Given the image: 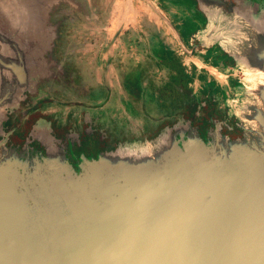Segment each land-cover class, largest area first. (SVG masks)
Returning <instances> with one entry per match:
<instances>
[{
	"label": "water",
	"instance_id": "95a60500",
	"mask_svg": "<svg viewBox=\"0 0 264 264\" xmlns=\"http://www.w3.org/2000/svg\"><path fill=\"white\" fill-rule=\"evenodd\" d=\"M26 2L10 0L15 18H27ZM39 2L42 24L0 30V264H264V7L196 0L208 22L193 49L218 45L255 76L251 87L238 83L232 108L242 139L216 130L205 143L188 121L76 172L47 125L34 132L46 154L1 140L55 38L45 27L55 0Z\"/></svg>",
	"mask_w": 264,
	"mask_h": 264
},
{
	"label": "flooded vegetation",
	"instance_id": "af4514ba",
	"mask_svg": "<svg viewBox=\"0 0 264 264\" xmlns=\"http://www.w3.org/2000/svg\"><path fill=\"white\" fill-rule=\"evenodd\" d=\"M39 1L27 0L25 7L27 18L21 16L15 18L17 13L11 8L10 0H0V30L8 35L12 33V30L17 29H19V32L25 33L28 29L24 26L25 24H42L44 22L42 21L44 10H42ZM158 4L172 22L169 11L166 10L164 4L162 2H158ZM191 5L193 6L190 10L194 24L189 29H200L204 26L205 19L194 11L193 1ZM78 9L79 5L74 0L71 2L70 0H55L53 3L49 19L45 21V27H50L51 32L55 34L52 49L44 55L46 69L39 71L34 76V83L26 91L25 97L20 100L18 105L7 111V119L4 122V132L1 137V140L9 148L23 150L25 147H29L36 152L46 154L42 143L34 139V132L36 126L49 123L53 135L64 141L68 159L77 172L81 170L85 158L89 160L98 159L100 155L115 150L128 139H140L149 137V135L152 137L158 128L156 123L154 125L146 123L142 130L137 133L126 130L125 101L115 100L111 96L99 97L96 90L92 88L94 86L86 85L83 75L76 71L71 64V60L67 63L62 60V54L65 51L66 25L69 21H73ZM39 14L40 18L38 17ZM16 20L20 21V27L15 26ZM174 26L179 30L178 25ZM190 34V32L187 34L185 32L180 33L186 45L190 39ZM23 39L31 41V50L36 48V44L33 42L36 40L35 35L29 33L24 35ZM187 47L193 51L192 56L199 59V55L203 54L202 60L217 69L212 71L207 69V66L200 67L207 74V77L200 83L199 95L192 90V84H195L194 77L186 69L189 78L187 87L190 90L181 94H186V96H180L174 90L172 95L165 92L164 98L169 99L170 97L174 100L178 98L180 101H173L179 102L178 106L175 105V111H178L177 114L185 116L195 112L194 109L199 107V101H203L202 114H199L195 121L199 122L201 136L206 142H208L207 134H209L205 133V129L208 128L206 123L213 124L215 121H218V123L214 125V131L217 130L232 140L243 138L246 130L243 129L242 122L233 114L230 108L231 105H229L235 96V89L239 82L238 74L240 71L236 67V63L220 51L218 47H212L211 50L201 48L193 50V43H190ZM163 56L172 58L175 55L170 52L161 53L159 50H153L152 57L158 59L159 65L161 63L165 65ZM206 56L211 57L210 61H207ZM176 57L179 58L177 55ZM46 59L50 70H47ZM179 60L181 61L180 58ZM39 61H43V59L39 58ZM117 68V82L114 86L119 87L124 92L126 89L137 100V104L146 101L143 90L145 91L148 88L156 90L157 86L150 84L152 79L144 75L146 68L138 69L137 73L136 70L125 73L119 67ZM125 75L127 76L125 77ZM223 77L224 81H221ZM108 79L104 86L111 89L112 82L110 77ZM145 81L147 82V84L145 83L146 87L144 85ZM170 82L169 89L182 87V85L174 84L171 77ZM135 89L138 90L137 97L132 92ZM144 109L149 111L150 104H147ZM151 110L154 111L155 108L152 107ZM130 113L132 114V110Z\"/></svg>",
	"mask_w": 264,
	"mask_h": 264
},
{
	"label": "rangeland",
	"instance_id": "374dc122",
	"mask_svg": "<svg viewBox=\"0 0 264 264\" xmlns=\"http://www.w3.org/2000/svg\"><path fill=\"white\" fill-rule=\"evenodd\" d=\"M71 1L72 0H70V2ZM74 1L78 3L79 9L78 13H75L73 21H69L66 25L64 44L65 51L62 54V60L65 63L71 60V64L74 66L76 71L83 75L86 85L94 86L92 88L96 90L99 97L111 96L112 98H115V100L120 99L125 101L126 130L128 129L137 133L139 130H142V127H144V124L146 123L153 125L156 123V125H158V128L152 137L149 135V137L140 139H128L120 145L155 141L161 132L165 131L167 128H172L174 125H178L180 123L185 124L188 121L191 122L194 128H197L201 136L199 122L195 120L199 114H202L201 110L204 106L203 101H199L198 109H194L195 112H192L191 115L185 116L183 114H177L178 111H175V105L178 106L179 102L176 103L173 101L180 100L178 98L174 100L170 97L169 99H165V92L172 95L175 90V92L177 91L180 96L184 97L186 94H181L187 93L190 89L188 87L183 88L180 86L176 89L168 88V86L171 85L170 77L174 72L170 71L162 63L161 65L158 64V59H154L152 57L153 50L156 49L161 53L170 52L177 55L181 59L184 67L190 74H192V77H194L193 81L195 84H192V90L198 95L201 85L200 83L204 81L207 74L204 73V70H201L202 68L197 70L198 68L194 66V61L197 62L198 59L186 53V51L182 48L178 36L168 23V21L171 22V20L162 11L160 5L158 4L159 1ZM165 5L167 6V4ZM185 38H187V36H185ZM188 50L192 51L189 48ZM114 53L115 55H113ZM46 61L47 64L48 60L46 59ZM117 67L125 71V73H130L135 70L137 73L138 69L142 67L146 68L144 75L149 79H152L150 84L156 85V90L149 88L145 91L143 90L144 99H146V101L137 104V100L132 97L126 89L124 92L119 87L116 88L114 86L115 82H117ZM47 70H50L49 64H47ZM239 71L238 83H243L244 85L251 87L253 84L249 81V77L245 70L239 69ZM126 76L127 75H125V77ZM109 77L112 82L111 89L104 86V83L108 82ZM221 81H224V77L221 78ZM145 83L147 84V82H144L146 87ZM253 83L255 84V82ZM235 91V96L229 104L232 105L230 106L231 110L233 108L234 101H239L240 99L242 100V96L240 95L237 86ZM132 92L135 97H137L138 90L135 89ZM147 104H150L149 111H145L144 109ZM152 107L155 108L154 111L151 110ZM196 107L197 106L195 104V108ZM131 110L132 114L130 113ZM128 115H130L129 118ZM217 123L218 121H215L213 124L210 122L206 123V127L208 128L205 129V133H209L207 134L208 142L212 139L211 135L215 133L214 125ZM46 125L50 127L49 123ZM201 138L203 139L202 136ZM57 139L62 142L67 154L64 141L60 138ZM208 142L205 141V143Z\"/></svg>",
	"mask_w": 264,
	"mask_h": 264
},
{
	"label": "crops",
	"instance_id": "0c3cea01",
	"mask_svg": "<svg viewBox=\"0 0 264 264\" xmlns=\"http://www.w3.org/2000/svg\"><path fill=\"white\" fill-rule=\"evenodd\" d=\"M155 1H159V2H162L166 8L167 11H169V14L172 18V24L173 25H178L180 28H179V33H191L190 36H189V41H188V44L189 45L190 43L192 44L193 43V47L194 45H198L199 44V41L197 39V36H198V33L200 30H203L205 28V26L207 25V22H208V19L206 17L205 14H203L202 12H200L198 10V3L196 2V0H155ZM192 1L194 3V11L199 13L200 15L203 16V18L205 19V24L203 27H201L200 29H189V27H191L194 22H193V18H192V12L190 9L193 8V6L191 5L192 4ZM253 1L255 4H258L260 6H263L264 7V0H251ZM167 4V6L165 5ZM192 20V21H190ZM196 22V21H195ZM186 45V46H187ZM212 47H218V49L220 51H222L224 54H226L228 57H230L231 59L234 60V62L236 63V67L239 68L240 70H244L243 68H241L238 63L235 61V59L233 57H231L230 55H228L226 52H224L218 45H212L208 48H202V47H198L196 49H203V50H211ZM188 48V47H187ZM195 50V49H193ZM204 57L203 54L199 55V59L197 62L194 61V64L196 65V67L198 68L197 70L200 69V67H205L207 66L206 68L209 69V70H215L217 68H214V67H211L209 64H206V61L202 60ZM207 61H210L211 57H207ZM205 64V65H204Z\"/></svg>",
	"mask_w": 264,
	"mask_h": 264
},
{
	"label": "trees",
	"instance_id": "16d2710c",
	"mask_svg": "<svg viewBox=\"0 0 264 264\" xmlns=\"http://www.w3.org/2000/svg\"><path fill=\"white\" fill-rule=\"evenodd\" d=\"M175 55V54H174ZM163 63L169 68L173 73L171 76L172 82L176 85H182V87L187 88L188 76L186 74V68L183 63L179 60V58L173 56L172 58H167L163 56Z\"/></svg>",
	"mask_w": 264,
	"mask_h": 264
},
{
	"label": "bare ground",
	"instance_id": "6f19581e",
	"mask_svg": "<svg viewBox=\"0 0 264 264\" xmlns=\"http://www.w3.org/2000/svg\"><path fill=\"white\" fill-rule=\"evenodd\" d=\"M247 75H248V77H249V80L254 79V77H255L254 75H252V74H250V73H248V72H247Z\"/></svg>",
	"mask_w": 264,
	"mask_h": 264
}]
</instances>
